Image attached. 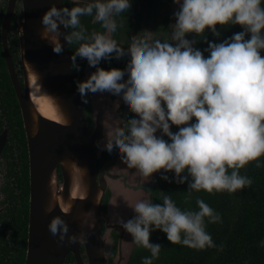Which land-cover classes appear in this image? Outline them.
<instances>
[{"label":"clouds","instance_id":"9594fccd","mask_svg":"<svg viewBox=\"0 0 264 264\" xmlns=\"http://www.w3.org/2000/svg\"><path fill=\"white\" fill-rule=\"evenodd\" d=\"M173 2L177 10L170 25L172 42L153 40V32L145 30L143 36L134 35L125 50L112 38L117 30L114 17L129 11L132 0H73L71 8L53 3L42 17L41 38L54 53L62 54L63 35L68 45H78L71 67L80 70L79 58L95 68L86 80L77 82L84 104L90 93H109L119 97L132 114L126 121L111 116L102 121V151L115 150L122 163L148 182L155 173H174L175 183L188 184L186 200L192 192L236 193L252 185L241 169L252 162L261 167L264 156L262 0ZM85 16L93 17L104 32L87 34L81 23ZM227 25H239L242 31L219 43L207 41L204 51L194 47L195 39L187 38L189 34L204 36L206 31L219 37L217 26ZM125 58L123 69L99 66L102 61ZM161 178L173 182L167 175ZM196 204L198 210H182L169 195L162 196V204L142 198L127 203L134 212L131 219L116 222L136 245L151 253L142 264H153L162 248L150 243L156 230L165 233L171 244L197 250L216 247L205 218L215 223L220 216L203 199ZM71 207L66 206V214ZM53 210L49 203L45 211ZM92 215L87 212L83 222ZM48 229L58 236V243L63 244L66 237L69 244L87 242L83 233L69 235V226L59 215L51 219ZM101 253L106 254L103 249Z\"/></svg>","mask_w":264,"mask_h":264},{"label":"water","instance_id":"95a60500","mask_svg":"<svg viewBox=\"0 0 264 264\" xmlns=\"http://www.w3.org/2000/svg\"><path fill=\"white\" fill-rule=\"evenodd\" d=\"M16 0H7L0 24L1 49L16 99L20 108L22 127L24 129L28 159V209L26 247L23 264H63L67 253H71L74 264H126L135 246L132 237L116 222L125 221L134 216L127 203L138 199H150L156 175L148 182L135 169L122 163L118 153L102 151L104 129L102 121L108 116L126 121L132 114L119 97L103 93L102 101L95 105L96 94H89L88 103L80 101L77 82L84 81L94 70L75 71L71 67L68 46L63 35L60 42L64 45L62 54L53 52L52 45L39 36L42 29L41 20L44 13L55 3L61 7V0H19L14 24L18 39V58L21 64L22 87H20L10 60L6 43V30L10 23ZM171 29V27H170ZM61 32H65L61 26ZM31 71L48 87L61 109L68 117L65 124L36 116V128L31 130L33 116L30 112L31 101L28 95L27 79L23 61ZM124 66L121 68L123 69ZM159 135V133H158ZM5 141V133H0V150ZM100 143V148L97 147ZM81 159L85 166L84 197L72 199L71 209L64 213L58 205L47 213L44 203L47 195L46 183L52 177L57 191L66 195L69 177L61 161ZM59 167L61 180L57 178ZM117 184L122 191V203L118 211L121 217L111 219V205L115 197ZM98 195L91 227L81 229L77 221L80 213L90 201ZM119 199V196H118ZM117 199V200H118ZM61 216L69 226V235L83 233L87 242L69 244L67 237L63 244L58 243V236L51 235L48 224L54 216ZM82 245L85 258L79 253ZM101 249L106 254L101 253Z\"/></svg>","mask_w":264,"mask_h":264},{"label":"trees","instance_id":"16d2710c","mask_svg":"<svg viewBox=\"0 0 264 264\" xmlns=\"http://www.w3.org/2000/svg\"><path fill=\"white\" fill-rule=\"evenodd\" d=\"M264 7V0H262ZM221 33L219 37L206 31L204 36H195L197 43L195 48L204 51L208 47L207 41L222 42L231 37L234 33L242 31L239 25L217 26ZM207 56L208 53L204 52ZM264 55V52H262ZM0 75L2 83L10 90L9 82L5 71V64L0 54ZM4 91L3 99L14 102L12 95ZM178 129L173 126L172 131ZM167 139V137H165ZM19 145L17 146L18 168L16 178L23 190L15 196L14 193L7 194L5 211L2 216V223L10 227L12 224L15 230L8 232L16 239L18 252L12 257L11 264H22L25 244V223L27 207L26 189V146L22 132L20 133ZM3 155V150L1 151ZM261 167H256L255 162L250 163L240 174L252 180V185L236 193L219 192L209 194L205 191L192 192L189 196L188 184H177L174 182V173L158 172L155 184L150 194V201L162 204V196L169 195L177 207L182 210H198L196 200L203 199L219 216L220 220L209 223L205 218V227L211 235L216 247L197 250L183 244H171L167 236L160 230L153 231L150 235V243L161 245L159 257L153 260V264H264V156L260 158ZM9 170V169H8ZM11 171V170H9ZM167 175L173 182L162 179ZM18 198V200H17ZM12 229V228H11ZM3 243L5 241L3 240ZM222 245V248L220 247ZM149 250L135 244L128 262L126 264H142L143 258L150 256ZM72 256L67 255L63 264H69Z\"/></svg>","mask_w":264,"mask_h":264},{"label":"flooded vegetation","instance_id":"af4514ba","mask_svg":"<svg viewBox=\"0 0 264 264\" xmlns=\"http://www.w3.org/2000/svg\"><path fill=\"white\" fill-rule=\"evenodd\" d=\"M18 1L14 5V10L11 15L10 23L6 30V43L8 47V52L10 56V60L15 72V77L18 80L20 87H22V74H21V64L18 58V39L16 34V28L14 24V19L17 13ZM83 3V0H81ZM7 5V0H0V24L3 17V13L5 11ZM73 0H63L61 2V7H73ZM165 8V9H164ZM173 8V0L167 2L166 0H132V7L129 11L116 15L114 17L117 23V30L112 34V38L116 40V42L123 47L125 50L130 46L132 42V37L143 36L142 31H151L153 32V40H160L164 42V34H169V41L172 42L171 37V29H170V20L174 15ZM81 23L87 30V34H90L93 31L96 32H104V29L99 23H93V17L85 16L81 17ZM65 30V29H64ZM66 31V30H65ZM71 32V29L67 30ZM193 34L188 35V39L192 40ZM69 56L75 54L76 49L78 47L77 44L68 45ZM0 54L3 58V53L1 49V41H0ZM71 60V59H70ZM127 58L122 60L113 59L110 62L102 61L99 65L104 69L110 68H122L124 63H126ZM77 63L80 65V70H94L95 68H91L88 66L86 60L77 59ZM5 64V62H4ZM75 70V69H73ZM6 71V66H5ZM76 71V70H75ZM77 72V71H76ZM7 80L9 82L10 90L7 89L6 84L2 83V76L0 75V133H5V141L0 150V264H11L12 257L16 255L18 252V246L16 239L8 234V232H12L15 230L13 225L7 227L6 224L2 223L3 212L5 211V207L8 204L5 200L7 198V194L14 193L15 196L21 193L23 190V185H19V181L16 178V169L18 168V160L17 158V146L20 141V133L22 132L24 140V129L22 127L21 113L20 108L16 99L15 91L13 90L9 75L7 74ZM9 91L8 93L13 96L14 102H8L3 99L4 91ZM79 99L81 97L78 93ZM83 103V102H82ZM26 146V141H25ZM26 148V147H25ZM3 150L4 154H1ZM26 189H27V207H26V223L25 230L27 233V209H28V159H27V151H26ZM11 171H9V170ZM57 178L61 180V173L59 172V167H56ZM18 200V198H17ZM12 228V229H11ZM3 240L5 243H3ZM25 247H26V235H25V244H24V255L23 261L25 257ZM79 253L82 259L85 258V254L82 248V245L79 246ZM72 254L69 252L67 255ZM65 256V257H66ZM22 261V264H23ZM64 262V261H63ZM69 264H74V259L72 256V261Z\"/></svg>","mask_w":264,"mask_h":264},{"label":"bare ground","instance_id":"6f19581e","mask_svg":"<svg viewBox=\"0 0 264 264\" xmlns=\"http://www.w3.org/2000/svg\"><path fill=\"white\" fill-rule=\"evenodd\" d=\"M43 31V27L39 32V36L41 37ZM46 43L48 41L42 39ZM24 71L25 77L27 79V88L28 95L31 101L30 112L33 116V122L31 123V130L34 131L36 128V116L40 115L49 120L65 124L68 122V117L65 112L61 109L58 104L56 98L54 97L51 90L46 87L42 81L39 80L38 76L34 74L29 64L24 60ZM95 105H98L102 101L101 93H97L95 98ZM62 166L66 169L68 177H69V186L68 192L66 195L62 196L59 191H57V186L55 185L53 178L51 177L46 183L47 195L44 203V210L48 207L49 203L52 205H58L59 208L66 213V206L71 204L72 199H79L84 197L85 190V166L81 159H65L61 161ZM115 188V197L113 198V202L111 205L110 217L113 220L121 217V213L118 211L119 203H122L123 197L121 196V190L119 189L117 184H113ZM119 196V199H118ZM98 195L88 203V205L83 209L80 213V216H83L81 220L77 221V226L81 229H88L92 225V221L94 218V210L97 204ZM118 199V200H117ZM115 205V206H113ZM68 211V210H67ZM92 211L93 215L88 218L87 222L84 221V215Z\"/></svg>","mask_w":264,"mask_h":264},{"label":"rangeland","instance_id":"374dc122","mask_svg":"<svg viewBox=\"0 0 264 264\" xmlns=\"http://www.w3.org/2000/svg\"><path fill=\"white\" fill-rule=\"evenodd\" d=\"M167 2L171 1V0H166ZM173 8L176 11L177 10V5L173 2ZM165 9V8H164ZM175 22L174 19V15L172 16L171 20H170V25L173 24ZM166 37V38H165ZM164 42H168L169 41V34H164Z\"/></svg>","mask_w":264,"mask_h":264}]
</instances>
